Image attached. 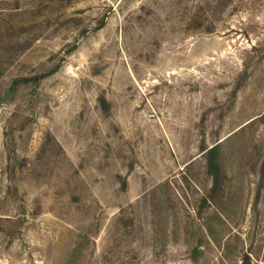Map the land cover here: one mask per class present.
<instances>
[{"label": "rangeland", "instance_id": "374dc122", "mask_svg": "<svg viewBox=\"0 0 264 264\" xmlns=\"http://www.w3.org/2000/svg\"><path fill=\"white\" fill-rule=\"evenodd\" d=\"M246 254L264 264V0H0V264Z\"/></svg>", "mask_w": 264, "mask_h": 264}, {"label": "trees", "instance_id": "16d2710c", "mask_svg": "<svg viewBox=\"0 0 264 264\" xmlns=\"http://www.w3.org/2000/svg\"><path fill=\"white\" fill-rule=\"evenodd\" d=\"M105 24V20L101 21V25L103 26ZM53 73L56 72V69L52 71ZM47 75H39L34 78L36 82L41 81L43 78H45ZM242 264H253L250 256L248 254L244 255L242 258Z\"/></svg>", "mask_w": 264, "mask_h": 264}]
</instances>
